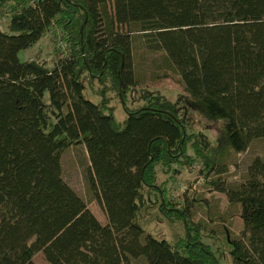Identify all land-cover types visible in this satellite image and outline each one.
I'll use <instances>...</instances> for the list:
<instances>
[{
    "label": "trees",
    "instance_id": "1",
    "mask_svg": "<svg viewBox=\"0 0 264 264\" xmlns=\"http://www.w3.org/2000/svg\"><path fill=\"white\" fill-rule=\"evenodd\" d=\"M113 2L111 13L108 0H0V264H36L39 253L48 264H219L192 235L202 228L189 209L167 199L158 168L175 179L198 166L210 179L264 142V0ZM56 29L67 47L51 64L22 59ZM135 31L178 71L175 100L139 88ZM195 115L217 136L199 130ZM81 145L106 225L63 179L65 150ZM211 183L241 207L227 264H264V159L235 189ZM161 214L181 221L185 238L147 233Z\"/></svg>",
    "mask_w": 264,
    "mask_h": 264
},
{
    "label": "rangeland",
    "instance_id": "2",
    "mask_svg": "<svg viewBox=\"0 0 264 264\" xmlns=\"http://www.w3.org/2000/svg\"><path fill=\"white\" fill-rule=\"evenodd\" d=\"M109 10L114 12L113 0H108ZM124 28V27H123ZM55 30V29H54ZM58 30L56 29V32ZM123 31H128L124 29ZM53 31L51 36L43 38L33 48L22 54V59L32 60L41 56L49 64L53 62V51L57 48L65 50L67 44L62 35ZM56 33V34H55ZM145 35L132 32L134 67L133 74L139 88H149L160 91L175 100L183 92V84L176 68L164 52L152 51L145 42ZM59 49V50H60ZM113 105L116 106L117 119L122 122L127 118L120 99L111 93ZM98 102L97 98H92ZM139 105V103H138ZM132 104L131 107H136ZM194 125L205 133L217 136V127L202 117L195 115ZM256 158L264 159V142L255 140L246 152L232 155L227 163L224 174L205 179L198 166L191 172L184 171L175 179H168L158 168V184L166 189L167 199L173 202L174 208L189 209V217L202 230L193 231L192 235L201 237L203 243L210 246L219 264L231 261L229 242L240 235L243 228L240 205H231L227 195L212 185L211 181H223L227 189H235L249 178V167ZM90 160L85 146H73L65 150L62 156V175L77 194L86 202L88 208L103 224H108L104 211L94 198L87 181ZM152 219V218H151ZM146 232L157 239L177 241L185 238V225L179 221H170L164 215H159L157 221H149ZM36 264H48L39 253L35 257ZM133 264H140L135 261Z\"/></svg>",
    "mask_w": 264,
    "mask_h": 264
},
{
    "label": "built area",
    "instance_id": "3",
    "mask_svg": "<svg viewBox=\"0 0 264 264\" xmlns=\"http://www.w3.org/2000/svg\"><path fill=\"white\" fill-rule=\"evenodd\" d=\"M58 33L61 35V32L60 31H58ZM31 61V60H30Z\"/></svg>",
    "mask_w": 264,
    "mask_h": 264
}]
</instances>
